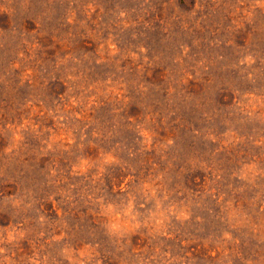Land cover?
Masks as SVG:
<instances>
[{
  "label": "rangeland",
  "instance_id": "1",
  "mask_svg": "<svg viewBox=\"0 0 264 264\" xmlns=\"http://www.w3.org/2000/svg\"><path fill=\"white\" fill-rule=\"evenodd\" d=\"M0 264H264V0H0Z\"/></svg>",
  "mask_w": 264,
  "mask_h": 264
}]
</instances>
